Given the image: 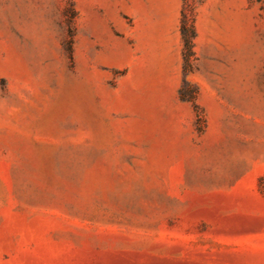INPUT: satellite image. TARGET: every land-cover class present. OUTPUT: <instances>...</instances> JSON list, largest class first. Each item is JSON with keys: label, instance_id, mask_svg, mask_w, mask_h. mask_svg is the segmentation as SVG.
<instances>
[{"label": "rangeland", "instance_id": "374dc122", "mask_svg": "<svg viewBox=\"0 0 264 264\" xmlns=\"http://www.w3.org/2000/svg\"><path fill=\"white\" fill-rule=\"evenodd\" d=\"M0 264H264V0H0Z\"/></svg>", "mask_w": 264, "mask_h": 264}, {"label": "trees", "instance_id": "16d2710c", "mask_svg": "<svg viewBox=\"0 0 264 264\" xmlns=\"http://www.w3.org/2000/svg\"><path fill=\"white\" fill-rule=\"evenodd\" d=\"M182 32V39L184 42V60H185V65L189 66V58L193 54L192 48H193V39L195 37L193 29L187 28L185 25L182 26L181 28Z\"/></svg>", "mask_w": 264, "mask_h": 264}]
</instances>
